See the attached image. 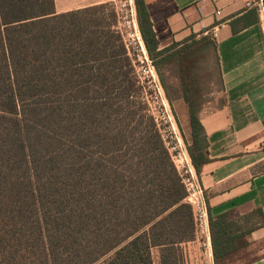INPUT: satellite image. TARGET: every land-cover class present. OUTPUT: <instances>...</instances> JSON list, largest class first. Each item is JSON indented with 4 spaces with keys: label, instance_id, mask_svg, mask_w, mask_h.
<instances>
[{
    "label": "trees",
    "instance_id": "1",
    "mask_svg": "<svg viewBox=\"0 0 264 264\" xmlns=\"http://www.w3.org/2000/svg\"><path fill=\"white\" fill-rule=\"evenodd\" d=\"M141 33L159 42L144 0ZM106 5L58 14L54 0H0V264H184L192 207ZM199 174L207 139L190 109ZM210 216L213 264L242 247Z\"/></svg>",
    "mask_w": 264,
    "mask_h": 264
},
{
    "label": "crops",
    "instance_id": "2",
    "mask_svg": "<svg viewBox=\"0 0 264 264\" xmlns=\"http://www.w3.org/2000/svg\"><path fill=\"white\" fill-rule=\"evenodd\" d=\"M106 1L54 0V8ZM255 1L144 0L165 51L157 71L188 145L191 108L204 129L209 161L198 175L209 215L228 214L242 236L225 264H264V27Z\"/></svg>",
    "mask_w": 264,
    "mask_h": 264
},
{
    "label": "built area",
    "instance_id": "3",
    "mask_svg": "<svg viewBox=\"0 0 264 264\" xmlns=\"http://www.w3.org/2000/svg\"><path fill=\"white\" fill-rule=\"evenodd\" d=\"M112 3L117 19V32L132 62L136 79L143 90L153 121L180 176L186 191L185 201L193 209L196 242L201 247L204 257L210 264H213L210 215L205 191L200 184L198 172L189 154L188 143L182 135L177 118L166 96L155 60L149 54L141 33L135 0H112ZM254 6L261 15V23L264 27V0H256ZM262 148L264 150V143Z\"/></svg>",
    "mask_w": 264,
    "mask_h": 264
},
{
    "label": "rangeland",
    "instance_id": "4",
    "mask_svg": "<svg viewBox=\"0 0 264 264\" xmlns=\"http://www.w3.org/2000/svg\"><path fill=\"white\" fill-rule=\"evenodd\" d=\"M104 4L106 5V9L104 10L106 14L113 11L114 7H113L112 0H107L106 3ZM116 26H117V19L115 16V30L117 31ZM137 84H138V81H137ZM138 87H139V91H138V97L136 100L141 106L144 107L145 112L152 118V115L149 111V107L145 99L143 90L141 89L139 84H138ZM181 259L184 264H210L208 259L204 257L202 253V249L199 246V244L196 242V240L182 245Z\"/></svg>",
    "mask_w": 264,
    "mask_h": 264
}]
</instances>
